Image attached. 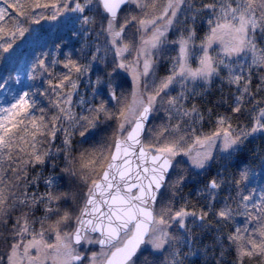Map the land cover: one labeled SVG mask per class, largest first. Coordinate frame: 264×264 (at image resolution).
<instances>
[{
	"label": "snow or ice",
	"instance_id": "6c2138e0",
	"mask_svg": "<svg viewBox=\"0 0 264 264\" xmlns=\"http://www.w3.org/2000/svg\"><path fill=\"white\" fill-rule=\"evenodd\" d=\"M187 2L167 0L163 12L149 19L147 17L156 8V0H56L51 5L41 4L38 0L34 3L32 0H15L12 4L3 0L7 8L0 7V39L11 36L14 41L16 36H24L28 29L23 23L32 14L31 10L51 7L53 14L50 19L53 20L66 12L76 14L68 18L69 23L79 21L80 27L72 32L76 38L87 37L97 23L96 17H99L101 27L97 36L103 34L107 43L103 48L97 46L95 49L82 43L79 49L65 53L63 68L67 71L62 74L54 73L52 69V66L61 63L56 56L49 61L46 59L48 53L39 54L30 65L28 79L34 80L38 74H46L49 77L48 88L34 94L29 87L26 91L17 92L8 102L9 106L0 107V114H4L0 117V242L8 246L6 256L0 254V264H22L24 260L27 264H48L49 260L52 264H84L86 260L88 264H135L134 257L141 251L142 245H149L154 257L166 253L164 264H184L187 253H182L179 245L192 241L189 221L191 226L201 227L209 215H214L220 222L232 219L234 214L245 217L244 226L236 227L228 236L230 244L236 249L237 264H244L245 258L264 257V186L260 187L259 194L256 188L248 189L251 181L247 168H241L239 178L233 179L236 195L225 197L218 208L219 190L228 181L216 178L209 180L197 193L206 199L207 211H189L187 202L179 208H175L171 202L162 204L158 210L155 207L160 189L165 185L170 170L176 167L178 156L187 157L188 168L181 169L183 174H178L172 182L176 190L186 180L189 169L206 168L213 155L212 147L218 141L221 152L231 155L248 137L264 132V108H261L253 118L250 129L236 131L228 122V117L219 116L215 131L197 136L189 144L196 131L192 125L202 120L203 116L195 107L185 109L182 103L189 91L187 82H208L222 70L224 60L219 54H210L215 43L221 45L225 57L251 53L252 65L264 66V49H258L255 43L257 30L264 33V0H214L213 4L205 5L214 18L208 21L209 32L199 45L201 55L198 66L192 68L189 65L193 51L190 42L195 33L185 29L187 37L173 42L178 43L179 48L170 74L159 84L152 81L153 94L146 95L149 89L147 83L143 86L144 91H140L141 78L153 75L156 51L165 43L168 27ZM126 4L135 5L143 17L125 16L123 23H118V13ZM93 7L94 16L85 15ZM13 8L17 9L14 15L24 20L7 23L11 20L8 9ZM161 21L166 23L160 24ZM33 22L39 23L38 20ZM133 24L139 38L137 40L134 34L126 42V29ZM85 28H89V32H85ZM11 48V42H0V51L6 53ZM55 48L60 49L61 45L56 44ZM102 51L105 57L111 53L120 61L117 68L131 72L134 85L132 99L126 107L120 108L117 116L109 110L108 105L111 102L121 105L122 96L117 94L110 79L105 81L97 76L95 82L89 81L88 86L93 88L91 100L81 97L79 101L81 105H89L86 109L88 115L77 120L71 111L72 97L77 93L79 79L93 69L101 59ZM133 51V60L124 63L125 54ZM73 55L77 58L73 59ZM81 60L87 63H81ZM224 67L228 71V84L236 85L238 93L232 112L239 113L245 96H251L250 69L245 75L243 65ZM108 75L111 76V73ZM53 80L58 83L53 84ZM176 83L184 90L165 100L167 90ZM69 85L70 91H64ZM35 96L49 97L50 109L57 110L51 120L46 115L50 109L41 107ZM51 96H55V100ZM97 99L98 104L91 106ZM158 102L165 109L166 119H176L177 123H164L155 129H148L152 133V143L145 148L140 134L145 130L151 114L157 111ZM37 112L40 114L38 117ZM8 114L14 117V123L6 122ZM101 115L104 121H101ZM29 118L31 130L27 123ZM112 119L120 121L118 129L130 123L135 126L124 140L116 139L115 151L110 155L106 153L103 143L74 148L71 134L61 127V121L71 124L75 120L77 126L83 127L79 135L80 143L84 145L90 137L95 138L105 121ZM61 130L65 135L61 147L56 149V155H63L64 167L59 173L44 179L47 191L38 194L39 176L30 179L29 168L34 170L51 157L52 145ZM21 131L25 136H20ZM137 147L138 155L135 152ZM134 155L135 161L131 158ZM52 167L55 172L56 165ZM98 167L102 168L103 174L99 180H92L89 184L92 173ZM220 175L222 173H217V176ZM84 186H87V192L83 193L86 199L77 212L76 205L81 196L79 189ZM229 201L236 204L235 209ZM101 203L107 206L106 210H101ZM40 205H43V212L36 217L35 212ZM37 224L39 230L36 229ZM69 226L71 231H62ZM94 233H98V237L93 238ZM49 234H54V243L45 241V236ZM26 236L31 239L23 243ZM97 244L100 251L88 255L87 249ZM80 248L85 251L81 252ZM32 250H35V255L30 254ZM151 264H156V260Z\"/></svg>",
	"mask_w": 264,
	"mask_h": 264
},
{
	"label": "trees",
	"instance_id": "16d2710c",
	"mask_svg": "<svg viewBox=\"0 0 264 264\" xmlns=\"http://www.w3.org/2000/svg\"><path fill=\"white\" fill-rule=\"evenodd\" d=\"M36 2V0H32ZM39 3H47L49 5L56 3V0H38ZM9 4L15 3V0H8ZM167 0H156V8L147 18L152 16H159L164 9ZM214 0H188L187 3L181 6L182 10L178 12L177 17L174 19L170 30L165 35V43H163L155 54V69L153 75L145 79V83L149 85L148 93H152V81L155 80L156 84L170 74L172 69L174 58L178 53L179 45L178 42L182 37H187L188 32L185 29L193 30L195 35L190 42L191 47H199L201 41L209 32L210 19H213V14L205 7V5L213 4ZM5 8L7 5L4 4ZM62 6V5H61ZM17 9H8V15L11 17V23L16 19L24 20L22 17H16L14 14ZM26 21H24L23 26L28 29L24 36H16L14 41L11 36L0 39L3 43H12V48L8 52L0 51V83L6 76L12 77L16 71L17 62L20 60L21 56L28 54L29 57L32 53L28 50V46L24 45V40L26 37L35 34L37 37L43 36L46 40L47 45L53 47L46 57L51 61L52 56H56L61 63L52 66L54 73L62 74L67 70L63 68V62L65 59L64 54L73 52L79 49L82 43H87L92 46L93 49L99 46H103L107 43L103 34L97 36L100 30L101 24L99 22V17H96L97 23L92 28L90 34L87 37L81 36L79 38L73 37L72 32L80 27L79 21L74 23H69L68 18L63 21V13L57 19L53 20L50 17L53 14V9L49 7L48 9H34L31 10ZM95 8L86 11L85 15L93 17ZM135 15L138 17H143V13L135 8V5H125L121 11L118 13V20H122L125 16ZM38 20L39 23L33 22ZM85 32H89V28L84 29ZM138 40L139 35L136 33V25L133 24L126 29L125 41H129L134 37ZM2 35V34H0ZM255 43L258 49H264V33L257 30L255 33ZM60 44L61 48L56 49L55 45ZM22 47V48H20ZM39 50V48H38ZM48 51V50H47ZM45 53V49L39 53ZM47 53V52H46ZM38 54V55H39ZM78 55V53H77ZM135 56V51L131 54H125L124 63H129ZM219 57L224 60V65L236 66L243 65L245 67V75H248V69H250L251 82L249 91L251 96H245L244 103L241 105V111L239 113H233L232 108L235 107L234 100L235 96L238 95L236 91V85H230L227 82L228 71L224 65H221V71L218 76H213L208 82L205 81H194L187 82V89L189 90L186 94V98L183 100V107L185 109H191L195 107L199 113L203 116L202 120H199L196 124L192 125L196 129L195 133L192 134L191 139L188 141L189 144L196 139L197 136L202 137L203 135L210 134L217 128L216 120L219 116H226L229 118V123L232 127L239 131L240 129H250L253 118L258 114L261 108H264V66L252 65L251 53L241 54L236 59H230L229 61L219 54ZM35 58V57H34ZM33 58V60H34ZM73 59H76V55H73ZM90 58V53H89ZM32 60V61H33ZM81 63H87L86 60H81ZM120 61L117 60L113 54L109 53L106 57L103 51L101 52V59L98 60L91 71L86 73L83 77L79 79L77 93L73 95L71 111L77 118L81 116L88 115L86 109L89 107L88 104L81 105L79 103L81 97L91 100L93 95V88L89 87V81L95 82L97 76L103 77L105 81L111 80L113 86L116 87L117 94L122 96V104L117 105L115 102H111L108 105L110 111L119 115V110L121 107H126L130 103L132 97V86L130 80L126 73L117 68L116 65ZM111 73V76L108 74ZM30 74V71H29ZM35 75V73H33ZM49 77L46 74H38V78L34 80H29L26 85V90L31 87L33 93L37 91H43L48 88ZM58 83V81L53 80V84ZM144 83V84H145ZM243 87V84L240 85ZM71 85L64 89V91H70ZM179 83L171 86L167 90V95L164 99L167 100L171 96H176L178 93L183 91ZM51 95V94H50ZM41 107L50 109L49 97L35 96ZM52 100H55V96H51ZM99 99L92 102L91 106H96ZM57 114L55 108H51L46 111V115L49 120ZM37 117L40 115L39 112L36 113ZM101 121H104V116L101 115ZM8 122H15L14 117H12ZM31 130V118L27 121ZM120 121L118 119H112L105 121L100 126V131L96 132L95 138H89L88 143L81 145V137L79 135L80 131H83V127L76 125L74 120L71 124L61 121L62 129H67L71 134V140L73 147L80 149L81 147H89L91 144L103 143L105 145V151L108 155L111 154L115 140L119 137L126 135L128 127L126 129H118ZM168 123L170 125H175L177 123L176 119L168 121L166 119L165 109L157 103V111L151 114L150 120L145 128L143 135V144L145 148H148L150 143H152V133L148 129H155L157 126ZM188 123V122H185ZM182 127L184 125L182 124ZM183 134V132H181ZM65 132L63 130L59 131L56 135L55 142L52 145V155L45 164L37 165L33 170L29 168V178L39 176L37 193H43L47 191L44 186V179L49 175L59 173L61 168L64 167L63 155H56V149L61 147L62 141L64 139ZM20 136H25V133L21 131ZM187 146V145H186ZM76 154V153H74ZM107 161H105V164ZM55 164V172L53 171L52 165ZM176 167L170 170V175H168L165 185L162 187L158 194L156 209L158 210L160 206L164 203L171 202L175 208H179L185 205L187 202V208L189 211H196L199 213L201 209L207 211L206 199L197 195L198 191L202 190L209 180L216 178L220 181L227 180L228 183L223 184V187L218 193V203L216 207L218 208L220 204L224 202V198L236 195V187L234 186L233 179L239 178V170L241 168H247L249 172V180L244 183L248 184V189H257V194H259L260 187L264 186V132H258L248 137L244 142L238 146V148L232 151L231 155H226L223 153H216L212 160H210L205 169H189L186 175V180L180 186L179 190L172 187V182L176 179L178 174H183L180 172L183 168H188L187 158L185 156H178L175 161ZM102 168L98 167L90 177L89 184L92 180H98L101 176ZM217 173H222V175L217 176ZM32 189H30L31 191ZM81 196L79 197L78 203L76 205V211L83 205L86 197L83 193L87 192V186L81 187L79 189ZM229 203H232L229 201ZM232 207L235 209L236 204L232 203ZM43 205H40L35 216L39 217L42 215ZM14 215H18L14 214ZM245 223V217L243 215H233V218L228 221L217 222V218L214 215H209L205 220L204 226L195 227L191 226V221H189L191 227V243L185 245L181 243L179 247L182 249V253H187V258L184 264H237L236 262V249L232 246L228 240V236L234 232L236 227H243ZM11 222H9V226ZM255 224L252 225L254 227ZM36 229L39 230V225H36ZM62 231H71V226L64 228ZM98 237L93 235V238ZM31 238L26 236L23 241ZM55 238L54 234H49L45 236V239L49 242L53 241ZM96 248H99L97 245ZM8 252V246L4 242H0V254L6 256ZM166 255V253L164 254ZM164 255L159 257H154L151 254V249L141 247V251L137 253L134 257L135 264H151V261L156 260V264H164ZM244 264H264V257L256 258H245Z\"/></svg>",
	"mask_w": 264,
	"mask_h": 264
},
{
	"label": "rangeland",
	"instance_id": "374dc122",
	"mask_svg": "<svg viewBox=\"0 0 264 264\" xmlns=\"http://www.w3.org/2000/svg\"><path fill=\"white\" fill-rule=\"evenodd\" d=\"M0 7L5 8L3 0H0ZM70 15H76V14H70V13L66 12V14L63 16V18H64L63 21L66 18H68V16H70ZM118 23H123V22H122V20H118ZM164 23H166V22L165 21L160 22V24H164ZM170 27H171V25L168 27L167 32L170 30ZM166 33H165V35H166ZM24 45L28 46L27 51L28 52L30 51L32 53V56L29 57L28 56L29 53L21 56L20 60L17 62L16 71L12 75V77L6 76V78H3V80L1 81L0 85H3V87H0V107L9 106L8 102L12 100L13 96H15L17 92L26 91V85L28 82L30 65L32 63L33 58L38 56V54L42 51V49H45V52L48 53L53 48V47H50L49 45H47V42L43 38V36L37 37L35 34H32V35L26 37V39L24 40ZM20 48H22V47H20ZM38 48H39V50H38ZM192 48H193V51H192V55L189 57V65L192 68H196L198 66L199 56L201 55V53L199 51V47H192ZM210 54L213 56H217L218 54H222V56H223V53L221 52V45L219 43L213 44L212 48L210 49ZM223 57H225V56H223ZM237 57H239V56L225 57V59H227L229 61L230 59H233V58L236 59ZM122 70L128 76L130 83H131V86H132V91H133L134 85H133V78H132L131 72L129 70H126V69H122ZM144 83H145V78H141V82H140V91L141 92L144 91V87H143ZM147 94H149V93L147 92L146 95ZM131 97H132V95H131ZM3 115L4 114H0V117H2ZM12 117L13 116L11 114H8L6 122H8ZM132 124L133 123L125 125V127L123 129H126L128 127V130H129V128L131 127ZM216 153H223V152H221V149H220V141H218L217 144L212 147V154L213 155H212V158L210 160L213 159V157ZM223 154L227 155V153H223ZM29 239H31V238H29ZM29 239L23 241V243H27ZM45 241L47 243H54L55 238L51 242H49L46 239H45ZM95 246L96 245L90 246L87 249L88 255H91L92 252H99L100 251V247L96 248ZM142 247L151 249L149 245H142ZM79 250L81 252L85 251L84 248H80ZM30 254L35 255V250H32ZM20 256L21 257L23 256V249L22 248L20 249ZM22 264H27V261L24 260L22 262ZM48 264H52V261L49 260ZM84 264H88V261L86 260L84 262Z\"/></svg>",
	"mask_w": 264,
	"mask_h": 264
},
{
	"label": "water",
	"instance_id": "95a60500",
	"mask_svg": "<svg viewBox=\"0 0 264 264\" xmlns=\"http://www.w3.org/2000/svg\"><path fill=\"white\" fill-rule=\"evenodd\" d=\"M125 5H122V8L124 7ZM151 117V116H150ZM149 120H150V118H149ZM149 120L146 122V125H145V128H146V126H147V124H148V122H149ZM135 125H134V123L131 125V127L129 128V130L127 131V133H126V135L125 136H123V137H119V138H117V139H120V140H124L127 136H128V134L132 131V128L134 127ZM144 132H145V130H143L142 132H141V134H140V139H141V141H142V145L144 146V144H143V135H144ZM116 141V140H115ZM115 151V143H114V146H113V149H112V152H114ZM138 151H139V148L137 147L136 149H135V152H136V154L138 155ZM111 152V153H112ZM134 161L136 160V156L134 155V156H132L131 157ZM147 166V165H146ZM133 167H135V165H133ZM103 173H101V175H102ZM168 177V176H167ZM167 177H166V180H167ZM100 178V177H99ZM99 180V179H98ZM162 189V188H161ZM160 189V190H161ZM98 199H100L99 198V196L97 197ZM106 208H107V206H105V205H103L102 203H101V210H106ZM92 235H99L98 233H94V234H92ZM98 245V244H97ZM99 247H100V245H98ZM114 250V249H113Z\"/></svg>",
	"mask_w": 264,
	"mask_h": 264
}]
</instances>
